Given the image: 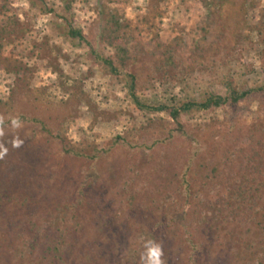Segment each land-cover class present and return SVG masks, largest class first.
Instances as JSON below:
<instances>
[{"label": "rangeland", "instance_id": "obj_1", "mask_svg": "<svg viewBox=\"0 0 264 264\" xmlns=\"http://www.w3.org/2000/svg\"><path fill=\"white\" fill-rule=\"evenodd\" d=\"M70 1L0 0V264H264V0Z\"/></svg>", "mask_w": 264, "mask_h": 264}, {"label": "trees", "instance_id": "obj_2", "mask_svg": "<svg viewBox=\"0 0 264 264\" xmlns=\"http://www.w3.org/2000/svg\"><path fill=\"white\" fill-rule=\"evenodd\" d=\"M61 2L64 4V8L66 11L71 9L72 3L70 0H61ZM110 22V23H109ZM112 22L108 21L106 28H105V34L107 35V39L108 42L115 47L116 49V53L117 56L119 57L120 60H125L126 56L129 53V50L125 49L124 47L121 46V42L117 35V30L120 28L118 27V22L115 23L114 26H110ZM68 36L71 37L72 39H78L82 42H87L86 37L84 36V33L81 29L74 27L72 24L69 27L68 30ZM118 43V44H117ZM97 60H101L103 61L106 65L111 66V68L114 69L113 66V62L105 57H101L99 55H96ZM133 77V76H132ZM133 86H135V77H133ZM229 90H230V94L227 98H223L221 96H215V95H210L208 98L205 99V101H203L202 103H195V102H189L186 103L182 106L181 109L176 110V109H166L168 110L170 116L175 120L178 121L179 115L181 111H189L193 108H197V109H203V110H208L210 108L213 107H220L223 106L224 104H226L227 102H229V100L231 99L233 102H238L241 99L249 96L251 93L254 92V90H245L242 92H237L235 89H233L231 87V85H229ZM130 95L135 103V105L137 106L138 109L141 110H150V111H160L163 110V107H154V106H149V105H144L137 97L136 93H135V87L133 89H131L130 91ZM68 153H74L79 155V153L72 151V150H68Z\"/></svg>", "mask_w": 264, "mask_h": 264}, {"label": "clouds", "instance_id": "obj_3", "mask_svg": "<svg viewBox=\"0 0 264 264\" xmlns=\"http://www.w3.org/2000/svg\"><path fill=\"white\" fill-rule=\"evenodd\" d=\"M152 256L154 257L153 264H162V261L159 259V256L161 255V252L159 250V247H155L151 250Z\"/></svg>", "mask_w": 264, "mask_h": 264}]
</instances>
